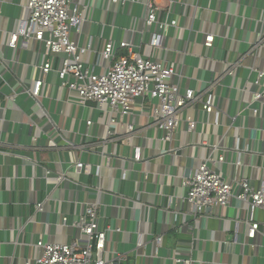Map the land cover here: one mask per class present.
Instances as JSON below:
<instances>
[{"label":"crops","instance_id":"crops-1","mask_svg":"<svg viewBox=\"0 0 264 264\" xmlns=\"http://www.w3.org/2000/svg\"><path fill=\"white\" fill-rule=\"evenodd\" d=\"M148 1L127 0L120 8L111 0H78L87 7L88 20L79 43L83 46L92 39L94 46L102 50L111 40L116 43L129 40L136 45L142 39L149 42L151 32L160 28L153 27L149 33L145 29ZM26 3L27 0H0L2 47L6 31L16 28ZM156 3L161 10L160 21L172 19L179 23L178 28L163 31L164 50L158 51L157 57L165 58L178 70L177 80L183 89L204 93L215 85L219 115L195 112L199 121L195 135L187 138L182 130L173 144L153 142V149L148 144L147 156L158 154L163 148L185 146L186 141L190 143L181 149L180 156L167 155L137 167L138 171L148 172L150 178L141 195L147 204L143 209L127 205L123 199L102 197L101 202L107 204L100 205V217L105 219L103 226H122L124 230L113 238L110 247L129 256L126 264H177L176 258H193L198 264H264V210L257 212L260 228L255 239L247 237L244 205L235 199L228 207L211 209L205 218L194 222L180 199L179 177L189 175L201 158L212 153L213 149L199 145L206 140L211 145L222 142L231 149L239 142L242 150H250L241 157L243 166L232 165L238 158L236 153H229L221 166V174L234 181V191L243 178L250 179L255 186L259 184L257 180L264 179V108L253 104L252 96L254 71L264 70V26L260 22L264 20V0H176L171 4L157 0ZM208 34L215 36L213 48L205 46ZM142 54L156 55L146 46ZM23 57L28 60L30 55L22 54ZM93 58L89 54L86 60L90 63ZM236 63L241 64L236 74H225L226 65ZM20 104L6 109L3 101L0 107V264H37L39 241L57 244L76 241L80 234L72 223L84 215L88 206L85 202L94 200L85 187L92 181L72 172L67 176L81 185L58 187L55 173L66 169L70 156L59 155L60 151L43 137L41 130L48 132L49 128L37 109ZM255 107L260 110L258 117L252 113ZM52 117L67 131L78 129L58 113ZM34 123L42 129L33 127ZM35 136L40 139L36 146L30 139ZM72 140L79 144L78 136L72 135ZM137 143L145 146V141ZM219 155L220 152H214L215 158ZM83 160L88 161L87 155ZM111 188L128 196L133 194L130 183L125 186L116 181ZM39 204H43L42 211L37 210ZM64 217L69 219L67 226ZM139 230L145 247L137 253ZM158 236H163L161 245L156 241ZM106 259L111 260L112 256L106 255Z\"/></svg>","mask_w":264,"mask_h":264},{"label":"built area","instance_id":"built-area-1","mask_svg":"<svg viewBox=\"0 0 264 264\" xmlns=\"http://www.w3.org/2000/svg\"><path fill=\"white\" fill-rule=\"evenodd\" d=\"M111 2L120 8L127 4V0ZM156 2L149 0L146 4L144 22L147 33L156 26L160 31L151 32L150 41L142 39L140 45L129 40L118 43L111 40L98 50L90 39L82 46L79 39L88 22L87 7L78 0H27L16 28L6 31L5 46L0 45V96L4 97L0 98V107L4 101L6 109L19 107L20 103L36 108L49 129L47 132L36 123L32 126L42 129L43 137L60 151L59 155L70 156L66 169L55 173L58 187L81 185L67 176L72 172L92 181L85 187L94 196V200L85 202L88 206L84 215L72 223L80 238L71 244L39 241L37 264H126L129 256L110 247L113 238L124 230L122 226H103L105 219L100 217V205L107 204L101 202L102 197L123 199L127 205L143 209L147 204L141 200V195L150 178L148 172L138 171L137 167L167 155L180 156L179 152L188 142L185 146L163 148L160 153L147 156L145 150L149 145L153 149V142L173 144L182 130L187 138L195 135L199 124L195 112L219 115L215 85L204 93L183 89L177 80L178 70L165 58L157 57V52L164 50L163 31L168 27L178 28L179 23L172 19L160 21L161 10ZM260 22L264 26V20ZM214 42L215 36L208 34L205 46L213 48ZM144 46L156 55L144 56ZM22 54L30 55L29 59H22ZM89 54L94 56L90 63L86 60ZM239 68L240 63L226 65L225 74L234 76ZM254 72L253 104L264 108V70ZM57 113L71 120L78 129L67 131L61 127L52 117ZM252 113L258 117L259 108H252ZM150 133L153 136L150 137ZM72 135L79 137V144L72 140ZM30 139L34 146L40 140L36 136ZM137 141H145V146ZM199 145L213 149L212 153L201 158L189 175L179 176L180 199L187 205L188 214L197 222L205 218L209 210L228 207L235 199L244 205L247 237L255 239L260 228L257 212L264 210V179L257 180L259 184L255 186L250 179L243 178L238 181V190L234 191V181L220 172L229 153H236L238 157L232 165L241 167L243 153H250V150H242L239 142L233 149L222 142L211 145L206 140ZM217 151L220 155L215 158ZM84 155L88 161L83 160ZM116 181L125 186L130 183L133 196L111 188ZM42 209L43 204H39L37 210ZM63 223L67 226L69 219L64 217ZM156 241L161 245L163 236H158ZM144 247L143 234L139 230L136 252ZM106 255H111L112 259H106ZM175 262L198 264L193 258H176Z\"/></svg>","mask_w":264,"mask_h":264}]
</instances>
